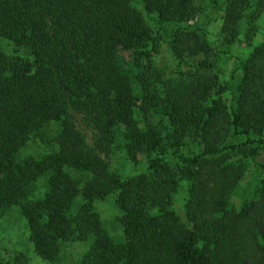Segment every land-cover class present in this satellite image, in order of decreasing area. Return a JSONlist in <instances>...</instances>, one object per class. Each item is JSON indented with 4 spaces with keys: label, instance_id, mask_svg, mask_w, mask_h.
I'll return each instance as SVG.
<instances>
[{
    "label": "trees",
    "instance_id": "16d2710c",
    "mask_svg": "<svg viewBox=\"0 0 264 264\" xmlns=\"http://www.w3.org/2000/svg\"><path fill=\"white\" fill-rule=\"evenodd\" d=\"M192 2L0 0V42L29 54L9 61L0 48V214L16 209L41 259L54 263L62 244L90 240L79 264H264V179L256 201L239 210L231 202L245 160L264 148V38L236 59L239 76L220 81L201 30L180 27ZM263 11L264 0L228 1L226 43L250 39ZM165 38L176 61L170 79L155 66ZM50 122L61 126L59 150L19 162ZM105 150L131 163L142 156L144 173L110 172ZM41 178L47 190L36 197ZM180 190L182 218L172 209ZM111 194L121 243L92 207Z\"/></svg>",
    "mask_w": 264,
    "mask_h": 264
},
{
    "label": "rangeland",
    "instance_id": "374dc122",
    "mask_svg": "<svg viewBox=\"0 0 264 264\" xmlns=\"http://www.w3.org/2000/svg\"><path fill=\"white\" fill-rule=\"evenodd\" d=\"M230 0H193L190 22L182 23V29L194 24L201 31L199 35L206 41L212 51L209 58L217 64V69L210 71L220 81L229 80L231 76H239L236 59H247L254 47L259 45L264 38V11L254 23V29L250 39L240 35L231 44H227L225 35L222 32L224 9ZM263 1V0H251ZM137 10L142 13L146 23L153 28L151 15H146L142 7ZM251 28V27H250ZM171 27V30H175ZM242 32H248V28H241ZM171 39L163 40V49L155 61L157 69L161 70L163 76L170 79L175 71L176 61L174 60ZM0 48L9 61L15 59H28V52L13 43L1 40ZM225 96H223V99ZM153 122H156L154 120ZM224 125L220 124L218 130L224 131ZM61 126L58 122H50L43 130L41 138H29L17 155L19 162L26 159L39 160L45 156L55 153L60 148L59 133ZM264 138V136H263ZM86 139L89 144L95 142L90 130H86ZM105 160L107 169L110 172H117L123 176H135L145 171V161L142 156L137 157L136 163L124 161L123 154L118 151L99 152ZM245 171L242 180L236 188V194L231 197L233 206L239 210L241 203L256 201L258 198L257 189L260 181L264 179V148L259 149L254 157L245 160ZM76 180H87L89 175L72 173ZM45 178L39 179L35 184L36 197L46 193ZM185 192L180 190L173 199V211L180 217L184 214ZM77 199L75 207L79 205ZM93 211L97 214L102 231L116 243L123 241V227L121 224L122 213L115 204V195L111 194L104 200L96 201L92 205ZM29 232L25 220L21 218L16 209L12 208L0 214V264H16L17 259L24 264H79L87 252L90 240L87 242H69L61 245L60 252L54 263H49L38 257L28 240Z\"/></svg>",
    "mask_w": 264,
    "mask_h": 264
}]
</instances>
